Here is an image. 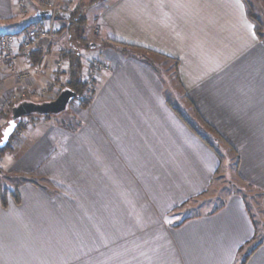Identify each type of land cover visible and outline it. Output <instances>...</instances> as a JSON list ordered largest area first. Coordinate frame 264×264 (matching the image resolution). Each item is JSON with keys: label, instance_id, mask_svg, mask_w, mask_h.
Masks as SVG:
<instances>
[{"label": "crops", "instance_id": "0c3cea01", "mask_svg": "<svg viewBox=\"0 0 264 264\" xmlns=\"http://www.w3.org/2000/svg\"><path fill=\"white\" fill-rule=\"evenodd\" d=\"M98 5L103 34L178 60L186 100L236 151L264 214V41L243 0ZM21 13L0 0V23ZM106 54L112 70L80 123L37 125L10 157L9 171L43 181L11 182L7 206L0 196V264H264L245 194L211 193L223 147L192 129L146 60ZM14 84L1 67L0 96Z\"/></svg>", "mask_w": 264, "mask_h": 264}, {"label": "rangeland", "instance_id": "374dc122", "mask_svg": "<svg viewBox=\"0 0 264 264\" xmlns=\"http://www.w3.org/2000/svg\"><path fill=\"white\" fill-rule=\"evenodd\" d=\"M101 1L105 2L107 0H58L57 9L54 15L57 32L54 40L49 45V50L51 51L47 53L43 64L36 66L38 60L34 62L33 60L27 61L26 58H21L14 66L7 69L13 77L15 84L1 94L0 101L1 98L4 99L6 95H9L17 85L21 84L17 81L16 75L19 73L28 74L29 72L34 73V79H31L30 81L28 80L24 85L30 86V84H33V87H35V90L30 94L31 99L42 101L55 98L58 95L56 91L59 90V88H65L68 80L67 71L69 69V60L66 56L68 52L73 53L74 58L78 57V59H80L82 64L81 80L85 84V91L80 95L77 94L76 98L69 104L65 111L48 117L44 115H35L25 119L24 127L23 129H20L21 133L18 135L19 137L16 138V141H12V147L10 149H7L5 154L0 156V182L2 183V186L6 187L10 192L18 194L15 186H10L11 182L19 184L33 180L37 183H42L43 181L42 178H38L32 173L17 174L8 170L9 164L14 161L13 159L10 160V157L16 154L19 156V146L26 141L28 132L37 125H43L48 122L68 125L69 127L78 125L80 123V114L84 108L87 107L84 102L90 103L101 82L102 76L112 70V65L106 52L109 50L110 52L112 51L124 55L117 49L116 44L112 43L110 37L101 32L100 22L96 15L99 7L98 3ZM248 1L252 4L255 14L260 18L262 38L264 41V0ZM32 2L40 8L45 5L43 2H37V0H24L23 4H19L18 2L19 6L22 8V13L19 18L13 22L0 23V34L5 30L17 32L27 27V29H30L33 25L39 23V21L36 22L35 16V9L37 6ZM30 3L33 5V8L31 9H29ZM75 10H79V12H76ZM73 11L75 14H73ZM71 12L73 15L70 14ZM66 13H69L70 15ZM22 31H25V29ZM130 53L132 54L129 57H140L154 67L165 84L166 93L172 95L173 104L178 106L184 104L182 109L188 114L190 120L197 125L199 130L207 134L216 142V144L223 147L221 148L224 154L223 166L218 172L211 187V193L219 195V197L215 198V203L216 200L218 201L219 198L222 200L230 193L239 191L240 193L245 194L248 203L251 206L254 219L259 227V240L264 241V214L262 213L261 207L263 198L262 191L240 177L238 174L236 152L233 149H230L228 144L224 143V140L215 133L214 129L211 131L210 126L208 128L204 125L202 119L198 116L192 105L186 100L185 93L181 89L177 78L175 62L168 57L160 56L156 53L147 52L142 49H133ZM58 61H61V69L58 67L60 70L55 66V63ZM32 65L33 67H31ZM56 73L60 76V79L56 84L58 89L51 94H39L38 89L45 86L48 81H54L53 78ZM5 109L0 106V132L1 127L5 125L7 121V117L3 115L5 114ZM1 137L0 134V141ZM8 155L9 157L5 160ZM210 197L211 194L209 189L208 194L206 195V200H209ZM200 200H202V198Z\"/></svg>", "mask_w": 264, "mask_h": 264}, {"label": "built area", "instance_id": "2783aa9c", "mask_svg": "<svg viewBox=\"0 0 264 264\" xmlns=\"http://www.w3.org/2000/svg\"><path fill=\"white\" fill-rule=\"evenodd\" d=\"M24 0H18L19 4H23ZM36 1V0H35ZM37 2H43L45 5L41 9L43 10H51L52 14L46 16L43 20L39 21V23L33 25L27 32L22 34H14V33H6L0 35V69L4 66V68L10 69L14 66L18 60L21 58H26L27 61H31V55L33 52H39V59L36 62L37 65H42L44 59L46 58L47 53H49V45L54 40V37L57 32V28L55 25V11L57 9L58 0H37ZM49 55V54H48ZM61 61L56 62L55 66L57 69H61ZM33 67V65L31 66ZM59 67V68H58ZM59 69V70H60ZM58 71V70H57ZM16 79L20 82V85L9 94L6 95L5 98H1L0 106L5 109L9 107L10 104L17 103L24 99H31V93L35 90L33 84L24 85L25 82L34 79V73L29 72L28 74L19 73L16 75ZM54 81H48L45 86L38 89L39 94H51L58 89L56 84L60 79L58 73L54 74ZM29 84V83H28ZM63 89V88H62ZM59 88L56 92L59 94L62 90ZM21 130H18L12 138V141H16Z\"/></svg>", "mask_w": 264, "mask_h": 264}, {"label": "trees", "instance_id": "16d2710c", "mask_svg": "<svg viewBox=\"0 0 264 264\" xmlns=\"http://www.w3.org/2000/svg\"><path fill=\"white\" fill-rule=\"evenodd\" d=\"M243 2L245 3L246 5V9H247V13H248V17L250 18V20L254 23L255 25V28H256V32L258 33L259 37L261 40H263L262 38V26H261V23H260V18L255 14L254 12V8L252 6V4H250V2L248 0H243ZM81 9V7H80ZM41 10V9H40ZM76 12H79V10H75ZM65 14V13H64ZM68 15H73L75 14V12L73 11V14L72 12L69 14V13H66ZM39 18H42L41 16H38ZM46 17V16H45ZM44 17V18H45ZM41 21V20H40ZM28 29L25 28V31H22V32H18V33H14V34H22L24 32H27ZM6 34V33H5ZM112 43L116 44L117 46V49L119 51H121L124 55H128V56H131L132 53L131 50L133 49H142V50H145L147 52H152V50H149V49H146L144 47H141V46H137V45H133V44H128V43H125V42H122V41H119L113 37H110ZM67 56V59L69 60V69L67 71L68 73V80H67V83H66V86L65 87H71L72 89H74L78 95H80L83 91H85V84L84 82L81 80V70H82V64H81V61L80 59L77 58H74L73 56V53L71 52H68V54L66 55ZM133 57V56H132ZM31 58L32 60L35 62L36 60L39 59V52L38 51H35L33 52V54L31 55ZM172 59V58H170ZM175 64H176V68L178 69V60L176 59H172ZM46 100V99H45ZM43 101V100H42ZM16 103H13V104H10L9 107H7L4 112L5 114H3L5 117H7V121L5 123V125H3L1 127V136H2V130L4 129V127L7 125L8 123V120L10 119L11 117V110H12V107L15 105ZM85 106H88L89 102H84ZM35 115H30V116H27V117H24L22 118L20 121H18V124H17V128L16 130L11 134L10 136V139H9V142L3 146V147H0V156L4 155L6 150L7 149H10L12 146V138H13V135L20 129H23L24 127V121L26 118L28 117H33ZM46 117L50 116V115H45ZM189 121V120H188ZM202 122L204 123V125H206L208 128L210 126V130L213 131V128L210 124L206 123L204 120H202ZM189 125L192 127V129L194 131H196L199 135H203V133L199 130V128L197 127V125H195L194 123L190 122L189 121ZM230 149H233L231 146H230ZM236 152V151H235ZM238 157V156H237ZM238 160V159H237ZM238 163V162H237ZM0 196H1V202H2V205L3 206H7L8 205V197L9 196H13L14 198H16L17 200L19 199L18 198V194L16 193H13V192H10L6 187H3L2 184L0 185ZM250 255V252L247 253L246 257H249ZM245 261V258L242 260V264L244 263Z\"/></svg>", "mask_w": 264, "mask_h": 264}, {"label": "water", "instance_id": "95a60500", "mask_svg": "<svg viewBox=\"0 0 264 264\" xmlns=\"http://www.w3.org/2000/svg\"><path fill=\"white\" fill-rule=\"evenodd\" d=\"M52 14L51 10H39L38 16H49ZM77 93L71 87L63 88L60 93L53 99L35 101L32 99H24L17 102L11 110V117L7 125L2 130V137L0 147L5 146L10 139L11 134L16 130L18 121L30 115H55L65 111L69 104L76 98ZM11 128L8 132V137L5 140L4 134L6 130Z\"/></svg>", "mask_w": 264, "mask_h": 264}, {"label": "snow or ice", "instance_id": "6c2138e0", "mask_svg": "<svg viewBox=\"0 0 264 264\" xmlns=\"http://www.w3.org/2000/svg\"><path fill=\"white\" fill-rule=\"evenodd\" d=\"M11 131V128H9L8 130H6V132H5V134H4V138H5V140L7 139V137H8V132H10Z\"/></svg>", "mask_w": 264, "mask_h": 264}]
</instances>
